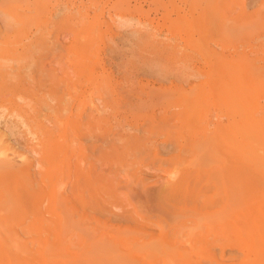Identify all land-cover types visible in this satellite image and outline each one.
Instances as JSON below:
<instances>
[{
    "label": "bare ground",
    "instance_id": "bare-ground-1",
    "mask_svg": "<svg viewBox=\"0 0 264 264\" xmlns=\"http://www.w3.org/2000/svg\"><path fill=\"white\" fill-rule=\"evenodd\" d=\"M52 3L0 39V264H264V0Z\"/></svg>",
    "mask_w": 264,
    "mask_h": 264
},
{
    "label": "rangeland",
    "instance_id": "rangeland-1",
    "mask_svg": "<svg viewBox=\"0 0 264 264\" xmlns=\"http://www.w3.org/2000/svg\"><path fill=\"white\" fill-rule=\"evenodd\" d=\"M35 1H38V3L36 2L35 4ZM43 1V0H42ZM54 2V0H51V3ZM56 2V1H55ZM40 3V0H0V32L2 31V33H0V36L2 35V37H0V39H3V38H8L7 40L11 42V40H9V38H13V40L17 39L18 41L21 40V39H24L25 37V34L27 35H31L33 32V30L35 29V25L38 24L37 22H39L40 18H44L46 15L45 12H43V10H45L46 8H50L51 5H49L48 7H46L44 9V7L42 8L43 10L42 11H39V5ZM56 3H54L55 5ZM37 5V6H36ZM53 5V3H52ZM35 6V7H34ZM37 7V8H36ZM31 8L32 10H35L33 12H36V9H38L37 13H38V16L36 14H34V19H36V21H34L32 23L31 19H29L31 17V15L33 14H29L30 10L29 9ZM29 11H28V10ZM48 10V9H46ZM45 10V11H46ZM28 11V12H27ZM23 12H27L29 15H27L26 13V16L28 17V19L30 20V23L29 25L26 26V22L28 23L29 21H26L24 22L25 25H23V23H20V20L18 21V19L20 18L19 15H23V20L25 21L27 18H24L25 14ZM44 15H43V13ZM32 13V11L30 12ZM39 15H42L41 17ZM25 16V17H26ZM48 16V15H47ZM46 16V17H47ZM45 17V18H46ZM16 18H18L16 20ZM38 18V20H37ZM22 19V18H21ZM27 19V20H28ZM23 22V21H22ZM36 23V24H35ZM33 24V25H32ZM31 25V26H30ZM37 29V27H36ZM35 29V31H37ZM44 30V29H43ZM25 33V34H24ZM31 33V34H30ZM35 33H38V32H34ZM62 35L60 36V40H62V42H68V38L66 39V37H64L65 33L63 34V31L61 32ZM207 34V33H206ZM4 35V36H3ZM26 35V36H27ZM33 35V34H32ZM8 36V37H7ZM22 36V38L20 37ZM21 38V39H19ZM9 42V43H10ZM16 43V42H15ZM111 45H113V43H110ZM11 45V43L9 44ZM12 45H13V42H12ZM11 45V46H12ZM130 46L127 44V42H125V45L120 48V51H121V54L122 56L119 58V62H120V71L121 72H117L118 73V76H120V78H128L131 74L129 73V71L131 70V62H129L130 59H133V55L131 54L132 53V50H130L129 48ZM130 54V56H129ZM113 55V52H109L107 58L109 59L110 62L114 61L112 58L110 59V56ZM126 55V56H125ZM133 56V57H132ZM130 58V59H129ZM136 58V57H134ZM122 73V74H121ZM1 112V111H0ZM24 128V127H22ZM29 136V135H28ZM165 156H168L166 153L163 154ZM146 163H149L148 165L151 166L152 169H148L146 168V170H148L149 172L151 173H157L158 171L154 169V167L157 168V166H159L157 163V161H154V162H150L149 160L145 161ZM152 163V164H151ZM180 166H182L181 164H178V163H174V164H162L161 166H159V168H162V169H166L165 171H161L157 174V176L155 175V178H158V179H162V176L164 177H170V176H178L180 174ZM164 167V168H163ZM160 174V175H159ZM161 177V178H160ZM114 208V207H112ZM115 211H120L118 209H113ZM110 215V214H108ZM235 239V240H234ZM229 243H236V237H233V238H229ZM234 240V241H233ZM240 256V260H241V256L242 254L239 255ZM239 257L238 259L236 260H233L235 262H239ZM204 264H209V262L207 261H203Z\"/></svg>",
    "mask_w": 264,
    "mask_h": 264
}]
</instances>
